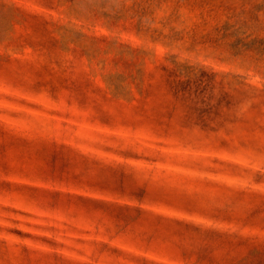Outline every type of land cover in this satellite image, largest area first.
I'll use <instances>...</instances> for the list:
<instances>
[{
    "label": "rangeland",
    "instance_id": "rangeland-1",
    "mask_svg": "<svg viewBox=\"0 0 264 264\" xmlns=\"http://www.w3.org/2000/svg\"><path fill=\"white\" fill-rule=\"evenodd\" d=\"M0 264H264V0H0Z\"/></svg>",
    "mask_w": 264,
    "mask_h": 264
}]
</instances>
